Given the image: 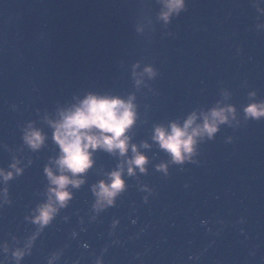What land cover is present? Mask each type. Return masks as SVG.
Returning a JSON list of instances; mask_svg holds the SVG:
<instances>
[{
	"label": "water",
	"instance_id": "1",
	"mask_svg": "<svg viewBox=\"0 0 264 264\" xmlns=\"http://www.w3.org/2000/svg\"><path fill=\"white\" fill-rule=\"evenodd\" d=\"M89 91L112 94L79 43L42 1L0 0V167L7 168L13 155L21 159V166L32 160L24 174L9 183L13 203L0 209V241H10L8 233L22 236L31 228L23 222V216L40 199L38 193L44 185L42 168L57 151L43 117L54 119L57 108L75 103ZM13 103L17 105L16 111L10 107ZM29 120L49 137L45 146L35 153L29 152L20 141V127ZM130 135L136 144L146 141L135 126ZM142 151L150 163L148 174L139 179L156 193L148 204L141 203L143 194L136 190V181L127 178L130 188L117 200V206L102 213L98 222L87 223L85 212L91 202L88 184L118 162L116 157L97 151L96 164L87 176V183L61 212L69 216V221L64 223L57 217L23 264H43L44 255L62 246L70 231L78 230L77 217L73 214L77 209L84 216L87 230L71 241L61 264L63 259L70 262L82 253L83 264H90L89 254L98 252L109 241L107 230L113 218L120 219L116 234L122 244L109 247L105 264H140L134 259L137 252L144 253L143 264H192L187 257L202 252L213 239L215 244L203 252L198 264H264V221L223 206L172 167L168 177H163L152 168L164 161L161 156L152 146ZM241 216L246 223L233 228ZM131 219L137 223L132 224ZM201 220L209 223L201 225ZM219 220L224 224L217 223ZM145 225L148 227L139 238L129 239ZM239 227L244 228L246 240L238 232ZM207 228L220 229L221 233L218 237L206 235ZM81 242L89 245L87 251L79 247ZM250 251L255 255L250 256Z\"/></svg>",
	"mask_w": 264,
	"mask_h": 264
},
{
	"label": "clouds",
	"instance_id": "2",
	"mask_svg": "<svg viewBox=\"0 0 264 264\" xmlns=\"http://www.w3.org/2000/svg\"><path fill=\"white\" fill-rule=\"evenodd\" d=\"M157 3L161 6L157 19L164 25L170 24L174 18L187 10L186 0H157ZM249 4L257 14L253 30L262 33L264 32V20H262L264 0H249ZM235 51L237 55L241 54L239 46H236ZM130 75L134 86L139 88L145 84L146 80L155 79L159 72L152 64L141 66L140 61H135L131 65ZM241 86L248 88L247 80L242 81ZM221 96L223 101H226L231 93L223 89ZM135 99V95L131 93L127 97H122L89 91L82 98H77L75 103L57 108L54 119H49L47 115L43 117L44 122L51 129L50 138L56 146V155L50 156L42 168L44 185L38 193L40 199L28 207L23 216V222L31 228L22 236L8 233L7 235L11 237L10 241L8 239L0 241V257H2L0 264H23L25 258L32 255L37 240L47 228L53 225L57 217L64 223L69 221V216L61 215V212L70 206L75 193L87 183V176L96 164L97 151L116 157L118 162L111 170L102 171L100 178L94 183L88 184L91 202L85 216L89 225L98 222L101 214L106 210L117 206V200L130 188L127 178L136 181V190L143 194L142 204H148L150 198L156 195L153 187L139 179L140 176L148 174L150 163L142 149H149L151 145L146 141H141L139 144L132 142L130 133L139 118ZM223 101L217 100L206 111H191L182 123L178 120H170L167 125L153 126L151 140L167 156L166 161L152 165L155 172L166 178L171 166H177L180 170H183L185 164L198 166L200 164L197 159L199 146L214 140L221 126L235 128L241 121L247 123L264 120V98H258L256 90L246 92V103L241 104L239 109L236 105ZM10 107L13 111L17 109L15 103ZM36 111L38 112L39 109ZM48 139V134L36 127L34 121H26L20 127L21 144L29 152H39ZM224 142L232 143L233 136H226ZM31 164L32 160L28 159L27 163L21 166V159L13 155L7 168L0 167V209L12 205L9 183L21 177ZM184 187L186 188L187 185ZM73 214L77 217L78 230L70 231L62 246L44 255L43 264H61L71 241L77 239L79 232L87 230L80 210L77 209ZM131 223L136 224L137 220L131 219ZM200 223L205 225L209 221L201 220ZM217 223L223 225L224 221L219 220ZM245 223V218L241 216L232 227L236 228L237 225ZM119 224V218L111 220L107 230L109 241L101 246L98 252L89 254L92 256L90 264H105L104 256L109 247L122 244L116 234ZM147 227L148 225H145L129 239L139 238ZM237 230L246 240L244 228L239 227ZM220 233V229L213 231L207 228L205 231L206 235L211 234L217 237ZM213 244H215L214 239L202 252L189 255L187 261L198 264L203 252H206ZM79 247L87 251L89 245L81 242ZM249 255H255V252L250 251ZM143 256L144 253L137 252L134 259L143 264ZM84 259L82 253L70 262L67 258L63 259V264H83Z\"/></svg>",
	"mask_w": 264,
	"mask_h": 264
}]
</instances>
